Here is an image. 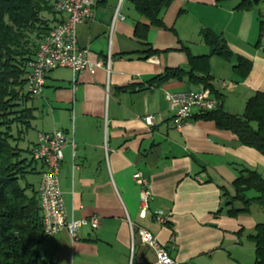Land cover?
Wrapping results in <instances>:
<instances>
[{"label":"crops","instance_id":"crops-1","mask_svg":"<svg viewBox=\"0 0 264 264\" xmlns=\"http://www.w3.org/2000/svg\"><path fill=\"white\" fill-rule=\"evenodd\" d=\"M116 12L123 19L114 21ZM259 13L264 19L260 8L236 11L233 2L174 0L162 14L165 28H151L142 42L134 37L135 27L148 21L132 0H97L93 18L78 27V42L93 60L106 62L110 56V70L56 69L48 74L42 94L31 100L40 129L30 150L39 132L60 130L69 138L59 176L69 218L100 220L96 231L84 227L76 239L66 232L48 236L52 264H153L154 250L139 241L141 228L169 249L173 264L255 263L248 235L264 211L253 206L249 214L231 218L220 210L227 196H235L233 183L245 168L264 178V156L241 146L214 122L196 119L197 112L178 130L165 93L202 87L174 80L150 86L148 81L167 68L187 65L182 46L194 56L209 54L200 32L210 30L222 35L234 54L252 62L249 76L240 80L232 62L211 60L223 109L242 115L247 101L264 93V37L256 47ZM61 18L55 15L54 24ZM149 46L160 53L145 59L142 53ZM37 168L36 189L43 165L38 162ZM138 171L153 194L145 212L133 177ZM160 212L167 217L165 226L155 220Z\"/></svg>","mask_w":264,"mask_h":264},{"label":"trees","instance_id":"trees-1","mask_svg":"<svg viewBox=\"0 0 264 264\" xmlns=\"http://www.w3.org/2000/svg\"><path fill=\"white\" fill-rule=\"evenodd\" d=\"M174 0H132L135 11L148 23H137L134 37L147 41L151 28H165L162 14ZM233 2L236 11L258 10L264 0H216L217 5ZM55 15L48 0H0V264H42L39 246L47 239L36 186L28 177L38 174L32 149H23L21 131L15 125L31 128L34 110L27 103L33 99L23 95L29 63L34 59L41 40L56 22L45 20L43 14ZM259 42L264 37V19L259 13ZM202 41L209 47L207 55L194 56L186 46L188 63L184 67L167 68L148 81L160 86L169 81H186L209 89L218 100V107L196 119L211 121L222 131L234 134L241 146L258 151L264 156V93L257 92L245 106L242 115H233L223 109L222 96L213 86L211 60L217 57L234 64L233 71L245 80L251 70L248 58L234 54L227 40L210 30L202 29ZM148 46V44H144ZM165 51L164 53H167ZM149 46L145 59L159 54ZM126 91V89H123ZM41 175V174H40ZM235 196H227L220 211L235 218L247 215L253 206L264 211V178L255 170L245 168L234 181ZM255 193L254 196L248 193ZM221 213V212H218ZM248 239L255 248V263L264 264V223L257 224Z\"/></svg>","mask_w":264,"mask_h":264},{"label":"built area","instance_id":"built-area-1","mask_svg":"<svg viewBox=\"0 0 264 264\" xmlns=\"http://www.w3.org/2000/svg\"><path fill=\"white\" fill-rule=\"evenodd\" d=\"M48 3L55 15L62 18L41 40L34 59L29 63V73L22 94L30 98L42 94L48 74L56 69L65 68L75 73L87 71L95 74L100 69L109 71L111 66L110 56L106 62L93 60L89 50L81 48L78 42V27L93 18L97 0H48ZM118 18L123 19L116 12L114 21ZM165 100L174 115V126L178 130L184 127L195 112L197 114L211 112L219 105L211 91L204 88L198 91L166 92ZM146 121L151 123L152 117H148ZM68 144L69 138L63 131L39 132L32 156L43 165L38 195L45 235L53 236L66 232L71 238L76 239L84 227L96 231L100 227V220L96 216L78 220L70 219L68 216L59 181L64 149ZM133 177L140 188V205L145 212L153 200L150 182L139 171ZM155 220L163 226L168 224L167 217L162 212L156 215ZM132 235L135 237L133 227ZM137 235L143 246L154 250L156 260L153 264H173L169 249L161 246L150 231L141 228Z\"/></svg>","mask_w":264,"mask_h":264},{"label":"rangeland","instance_id":"rangeland-1","mask_svg":"<svg viewBox=\"0 0 264 264\" xmlns=\"http://www.w3.org/2000/svg\"><path fill=\"white\" fill-rule=\"evenodd\" d=\"M261 5L262 7L260 6L259 8L261 11H264V3ZM43 17L45 20H49V23H51L53 18H55V15L53 16V14L45 13L43 14ZM31 100L26 105L29 108H32ZM31 114L35 118L34 111ZM30 123H31V128H28V130H26L27 128L22 125H20L19 127L18 125H15V127L13 128L15 135H17L16 133L17 130L21 131L20 135H22V141H20V146L23 149H28V150L32 147V144L35 140L36 132L40 129L38 123L34 119ZM28 181L36 185L37 183L36 175L29 176ZM250 194L253 196L255 195V193L253 192H251ZM260 221H262L261 223H264L263 222L264 219ZM50 241H51L50 238L45 239V241L38 248L39 255L41 257V260L43 261L42 264H52L53 262V250L50 247Z\"/></svg>","mask_w":264,"mask_h":264}]
</instances>
